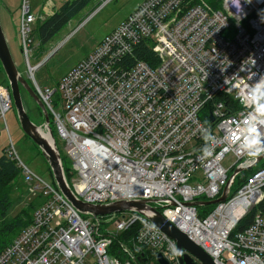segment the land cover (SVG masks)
Listing matches in <instances>:
<instances>
[{
    "label": "built area",
    "instance_id": "obj_1",
    "mask_svg": "<svg viewBox=\"0 0 264 264\" xmlns=\"http://www.w3.org/2000/svg\"><path fill=\"white\" fill-rule=\"evenodd\" d=\"M28 2H21L18 29L32 75L36 65L28 64V53L40 16ZM238 3L222 0L221 9H213L202 0H143L59 79L64 112L52 106L55 90H42L35 81L34 86L52 115L61 161V152L71 161L62 167L77 199L93 205L150 201L214 264H264V212L234 232L262 201L264 187V154L257 159L239 150V128L251 122L253 111L241 97L264 76V0H240L239 9ZM140 43L148 60L123 64ZM216 93L230 102L209 108L205 124L201 112ZM11 107L10 89L0 84V124L7 131ZM256 126L264 135V125ZM205 128L215 137L210 157L203 155ZM9 140L7 155L20 168L28 193L42 200L32 222L0 251V264H160L158 254L167 264H182V256L203 264L145 213L82 214L55 181L20 160ZM90 143L106 151L99 163L83 158ZM226 185L224 201L194 203L219 198ZM109 223L113 230L104 227Z\"/></svg>",
    "mask_w": 264,
    "mask_h": 264
},
{
    "label": "rangeland",
    "instance_id": "obj_2",
    "mask_svg": "<svg viewBox=\"0 0 264 264\" xmlns=\"http://www.w3.org/2000/svg\"><path fill=\"white\" fill-rule=\"evenodd\" d=\"M17 1L18 0H10V3L15 5L14 8L5 7V10L10 15L12 24L3 28L5 31H3V33L14 64L20 75L26 78L27 82L32 84V86H34L35 81L42 90L45 88H48L50 91L55 90L51 95L52 106L55 111L64 112L62 97L58 90L59 79L68 73L78 62L87 57L98 45L99 41L111 30L117 28L119 24L127 18L128 14L133 11L136 4L143 0H91L82 11L70 19L67 24L45 44L40 42L37 28L42 21H45L46 18L66 0H29L28 4L31 13L40 16V18L37 19V22L32 26V39L34 43L31 47V51L29 50L28 53V64L30 66H35L38 63H42L41 66L33 70L32 75L29 73L25 55L21 51L18 24L20 21V6L22 0H19L18 4L16 3ZM0 3L2 12H4L1 0ZM6 82L7 80L0 65V84H6ZM22 101L24 109L31 116L30 120L36 125H43L44 116L41 109L27 96L25 91L22 93ZM17 117L16 109L12 104V107L5 113L8 131L1 128L3 124H0V155L4 149L10 147V136L11 142L20 160L30 170L37 173L45 180L53 182L54 178L52 171L42 154L41 148L23 133ZM49 123L53 132V137L57 138L52 119ZM61 157L64 167L68 168L71 165V161L63 152H61ZM228 159L229 156L224 159L223 163L225 165ZM247 172L249 171L246 170L244 172L245 174L241 173L237 175L236 185L238 183L242 185L246 179ZM194 179L195 177L191 178V180ZM22 182L23 180L21 181L19 177L17 180L19 186L15 185L18 193ZM24 183L25 182H23L21 187L26 193L25 199L18 205L14 202L7 212V217L15 216L21 208L28 209V206H30L28 203L31 201L35 200L37 201V205L40 204V197L27 193V184ZM207 208L210 210L211 206H207ZM253 208L254 206L251 207V210ZM104 227L113 230L112 223L104 224ZM194 260L196 261V259Z\"/></svg>",
    "mask_w": 264,
    "mask_h": 264
},
{
    "label": "water",
    "instance_id": "obj_3",
    "mask_svg": "<svg viewBox=\"0 0 264 264\" xmlns=\"http://www.w3.org/2000/svg\"><path fill=\"white\" fill-rule=\"evenodd\" d=\"M1 7V3H0ZM42 63H38L35 67L38 68ZM0 65L7 80L8 87L10 89V95L12 98L13 106L17 112V118L21 130L25 135H27L35 144H37L42 151L43 156L47 160L50 169L53 174L54 181L62 193L71 201L73 206L82 214H89L91 216H102L110 214L116 211H135L138 213H145L152 223L159 227L163 232L168 234L170 237L174 238L177 241L179 249L185 248L192 255H194L198 260L203 264H214L212 260L192 241H190L183 233L177 230L170 222H168L154 207L150 206L147 200H129V201H116L104 205H93L85 203L77 199L72 193L71 189L67 185V182L64 177L62 161L60 154L57 151L55 141L53 140V134L49 126V115L48 110L44 104V100L37 92L35 86L34 88L29 85L27 79L22 77L18 72L14 61L12 59L11 53L9 51L5 35L0 23ZM25 91L31 96L36 105L41 109L44 116L43 125H36L33 123L26 110L23 106L22 93ZM48 134L50 137H44L41 132ZM263 155H260L257 159L261 158ZM237 170L234 172L236 173ZM234 178V175H232ZM230 178L233 181V178ZM232 181H230L232 183ZM229 186L226 185L223 189L222 196L217 199L210 201H196L194 202L197 205L200 204H215L219 201H224L227 197ZM157 260L160 264H167L161 256L157 255ZM182 264H195L191 262V259L187 256H182Z\"/></svg>",
    "mask_w": 264,
    "mask_h": 264
},
{
    "label": "trees",
    "instance_id": "obj_4",
    "mask_svg": "<svg viewBox=\"0 0 264 264\" xmlns=\"http://www.w3.org/2000/svg\"><path fill=\"white\" fill-rule=\"evenodd\" d=\"M90 1L91 0H66L63 2L59 8L56 9L50 16H48L45 21H42L40 26L37 28L40 42L43 44L47 43L59 30H61V28H63L65 24H67L70 19L82 11ZM202 1H204L213 9H221L222 0ZM149 54L150 53L146 49L144 43H140L134 47L132 55L125 56L121 62L123 64L129 65L133 62L134 58L148 60ZM4 85H7V82ZM29 85H31L33 88L32 84ZM21 91L23 90L21 89ZM27 96L31 98L28 94ZM219 101H225V103L228 104L230 102V97L222 95L221 93H216L213 98L208 101V103L205 105L206 107L203 109L200 115L201 120L204 121L205 124L208 123V109L213 108V106ZM48 115L49 119L51 120V113L48 112ZM19 177L21 181L23 180L24 182V177L22 176L21 170L16 164V161L10 158L6 153V149H4L0 155V251L12 242V240L18 235L22 228L28 226L32 222L33 211L38 206L37 201H31L28 203L30 205L28 206V209L21 208L15 216L7 217V212L13 203L16 202L18 205L25 199L26 193L21 187L23 182L20 184L19 193L16 191L15 185L19 186V183H17ZM236 183L237 182H235L234 186L231 188V194L236 188H238V185L240 186V183L237 185ZM262 190L264 194V187ZM34 196H38L40 197V201L42 200V196L39 194ZM255 212H264V198L235 225L234 232L245 229L251 223Z\"/></svg>",
    "mask_w": 264,
    "mask_h": 264
},
{
    "label": "clouds",
    "instance_id": "obj_5",
    "mask_svg": "<svg viewBox=\"0 0 264 264\" xmlns=\"http://www.w3.org/2000/svg\"><path fill=\"white\" fill-rule=\"evenodd\" d=\"M234 5L239 9L240 0L238 4ZM241 103L245 107H251L253 111L251 113V122H245L239 128L243 137L239 142V150L242 153H246L249 157L255 158L264 154V135L260 134L256 126L258 124L264 125V76H261L254 86L248 89L247 95L241 97ZM201 131L206 142V146L203 148V155L210 157L212 156V150L209 145L215 142V137L206 128L201 129Z\"/></svg>",
    "mask_w": 264,
    "mask_h": 264
},
{
    "label": "bare ground",
    "instance_id": "obj_6",
    "mask_svg": "<svg viewBox=\"0 0 264 264\" xmlns=\"http://www.w3.org/2000/svg\"><path fill=\"white\" fill-rule=\"evenodd\" d=\"M8 85V84H7ZM29 95V94H28ZM30 96V95H29ZM11 97V95H10ZM31 97V96H30ZM42 97V96H41ZM12 100V98H11ZM41 132V134L44 137H47L48 139L50 138L48 136V134H44L41 130H39ZM50 140V139H49ZM84 152H83V158L87 161H89L90 163H99L103 156L106 154L105 149L103 148H98L96 147L95 144L90 143L89 145H87L86 148H83ZM238 214V212L236 213Z\"/></svg>",
    "mask_w": 264,
    "mask_h": 264
},
{
    "label": "crops",
    "instance_id": "obj_7",
    "mask_svg": "<svg viewBox=\"0 0 264 264\" xmlns=\"http://www.w3.org/2000/svg\"><path fill=\"white\" fill-rule=\"evenodd\" d=\"M2 2V6H3V9H4V12H2V7H0V21H1V25H2V29L5 28V26H9L12 24V21L10 19V15L9 13L5 10V7H8V8H14L15 5H12L10 3V0H1ZM19 0L16 2L18 4ZM141 2V1H140ZM139 3V2H138ZM137 3V4H138ZM136 4V5H137ZM19 25V24H18ZM4 31V30H3ZM5 32V31H4Z\"/></svg>",
    "mask_w": 264,
    "mask_h": 264
},
{
    "label": "flooded vegetation",
    "instance_id": "obj_8",
    "mask_svg": "<svg viewBox=\"0 0 264 264\" xmlns=\"http://www.w3.org/2000/svg\"><path fill=\"white\" fill-rule=\"evenodd\" d=\"M28 114V113H27ZM29 118L31 117L30 114H28Z\"/></svg>",
    "mask_w": 264,
    "mask_h": 264
}]
</instances>
